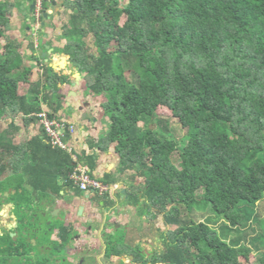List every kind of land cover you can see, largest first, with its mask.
<instances>
[{"label":"trees","instance_id":"1","mask_svg":"<svg viewBox=\"0 0 264 264\" xmlns=\"http://www.w3.org/2000/svg\"><path fill=\"white\" fill-rule=\"evenodd\" d=\"M53 1L61 9L48 15L58 23L53 21L46 44L69 57L84 93L101 98L109 121L96 147L113 148L119 173L97 181L121 180L129 205L142 199L140 214H161L165 225L175 226L162 238L163 251L138 255L140 264H264V251L253 255L247 244L229 243L194 217V208L204 204L233 227L258 221L264 197V0H51L44 10ZM21 6V0H0V44L6 39L0 45V180L8 176L15 181L9 186L27 184L61 196L75 186L76 163L47 144L37 115L44 111L57 119L68 94L64 87L71 89L74 80L35 55L33 41L28 57L24 41L9 36L16 9H26ZM166 119L187 131L184 149ZM33 123L39 132L23 137ZM78 159L95 179V155ZM257 240L264 246V234Z\"/></svg>","mask_w":264,"mask_h":264},{"label":"flooded vegetation","instance_id":"2","mask_svg":"<svg viewBox=\"0 0 264 264\" xmlns=\"http://www.w3.org/2000/svg\"><path fill=\"white\" fill-rule=\"evenodd\" d=\"M38 23L28 28V36L42 28L41 20ZM71 190V196H66L67 192L57 196L30 186L0 188V264H140L138 255L143 253L139 244H132L127 234L112 238L125 229L121 219L105 210L111 207L106 200L118 193L96 192L91 202L93 216H80V208L85 207L84 190L76 185ZM57 200L67 207L74 202L77 220H65L62 227L55 226L63 219L58 220L52 207L48 211L47 207ZM122 209L118 206L113 210ZM60 215L69 218L68 208H62ZM82 218L87 219L80 221ZM65 227H71L67 234L62 232ZM127 245L134 251L126 250Z\"/></svg>","mask_w":264,"mask_h":264},{"label":"rangeland","instance_id":"3","mask_svg":"<svg viewBox=\"0 0 264 264\" xmlns=\"http://www.w3.org/2000/svg\"><path fill=\"white\" fill-rule=\"evenodd\" d=\"M22 7H25L26 9H16L14 18L12 19L11 24V30H9L7 33L9 36L17 37L19 40L24 41V46L29 45L31 43L30 36L27 35L28 28L32 27L35 22V18L32 14V12H29L31 1L30 0H21ZM54 10H51L49 12H52L56 14L60 9L61 5H57ZM27 12L25 13V11ZM44 26H41L42 28H46L49 34H52L54 32V22L58 23V20H54L53 17L51 19H45L44 20ZM38 36V35H37ZM31 40V41H30ZM6 39L3 37L1 40L0 45H5ZM34 43V41H33ZM36 44V43H35ZM34 44V45H35ZM42 54L45 53V48L40 47ZM91 49V53H92ZM27 54V53H26ZM29 57V55H27ZM27 57V58H28ZM62 57V58H61ZM25 58V59H27ZM61 58V59H60ZM66 56H63L60 54V57L53 56L51 65L57 66L60 64V62H63L64 66H66ZM34 67V69H36ZM61 68V67H60ZM63 68V67H62ZM65 71L66 69H58V71ZM77 74V73H76ZM39 78V74L35 73L33 75L32 79L37 80ZM75 82V77H74ZM81 84V82H80ZM77 90L80 89V85L75 87ZM68 88H64V92L67 93ZM71 100H73L72 97H70ZM101 102V98H99V103ZM99 105V104H98ZM159 114L161 117H169V114L165 112V110H160ZM58 120L66 121L67 118H69L68 124L70 126L76 127V129L81 133H92V124H90L89 119H85L82 116H77L70 110V107L63 105L62 110H60L57 114ZM169 120L171 127H172V134L174 137L180 141V148L184 149L187 145L186 141V135L187 131L181 128L179 124H177L176 121L171 119ZM25 137V135H23ZM73 148L75 150V155L78 157H83L84 154L81 152L80 147L77 146V144H73ZM203 194V190L198 191V196L201 198ZM141 199V198H140ZM142 202V199H141ZM141 202H139L135 206H128V202L123 201V204L127 207L126 215L122 217V223L125 229H121V231L117 232V235L112 236V238L117 239V236L120 237L125 234L127 236H130L131 243L132 244H139L141 248V252L145 254L146 256H152L153 254L161 253L164 249V242L162 238H167V234L169 231H172L175 226H169L165 225L162 219L161 214L157 218H152L151 216L142 215L141 213ZM196 206L194 208V217L204 220L208 223H210L214 228L217 229L218 233L221 236H224L229 243L237 242L239 244H247L252 249V254L255 255L258 251H264L263 244L258 241L259 236H262L264 234V197L263 199L258 202L257 205V214L259 217L254 222L251 221L250 223H247L242 226L233 227L230 225L228 220L226 218L218 216V214L215 211H212L213 209L209 206H202L200 207ZM212 209V210H211ZM121 212V211H120ZM260 220V221H259ZM248 232V233H247ZM253 261V260H252ZM252 261L247 262L248 264H252ZM253 264H257L254 263Z\"/></svg>","mask_w":264,"mask_h":264},{"label":"crops","instance_id":"4","mask_svg":"<svg viewBox=\"0 0 264 264\" xmlns=\"http://www.w3.org/2000/svg\"><path fill=\"white\" fill-rule=\"evenodd\" d=\"M54 9H57V8H53L52 7V9H49L48 11H51V10H54ZM42 26H44V24ZM49 36H51V34L48 33V31H47V29L45 27L41 28L38 31H32L31 32L30 38H31L32 41H34V44L36 43L35 44V53H34L35 55H38V56L42 57V52H41L40 46L41 45H47L46 44V40H47V38H49ZM40 40H41V43H42L41 45H40ZM37 45H38L39 48L37 47ZM49 47H51V46H49ZM51 48L54 49L53 54L47 56L46 58H42V59H48V62L49 61L52 62L53 56L60 57V53L56 52V47H51ZM24 51H25V53H27V55H30V52H29L30 50H29V47L27 45L24 46ZM65 59L67 60V68H66V70L64 72L67 75H72V79H74V77L76 75V72L74 71V69L72 68V66H71V64L69 62V57H66ZM44 63H45V60H44ZM28 64H30L31 66L36 67L34 62L30 61V62H28ZM56 70H58V69H56ZM34 71L35 72L36 71L39 72L38 68L34 69ZM34 75H35V73H34ZM80 82H81V84H79L80 85V89L77 90L74 86L71 87V89H69L67 91L68 92L67 98L63 102H64L65 106L70 107V110L72 112H74L75 115H77L76 109L78 108L79 104L80 103L84 104V109L82 110L81 114L77 115V116H82L83 117V114H87V115L92 114L91 117L87 116L85 118V119H89V121H90L89 123L93 125L92 126V133H82V132L80 133L76 129V127H74L72 125L74 127V129H75V132L73 134L69 135V137H68L69 142L72 145V147H73V144H77V146L80 147V150H81V152L84 155H95L97 167L95 169V172H94L93 176L95 177L96 180L102 178V176L104 174H106V173H113L115 176H118V173H119V171H118L119 170L118 159H117V156L114 153L113 148H109L108 151L101 152L96 147V144H97L98 140L101 137H104L105 133L107 132L108 126H109V121H108L107 117H105V116H103L101 114V111H100V108H99V105H98L99 104V98H96L94 96H86V94L84 93V89L82 88V80ZM71 91H75L77 93V97L76 98L72 97L73 100H71V98H70L71 96L69 95V93ZM66 121H69V118H67ZM39 128H40V126L37 123L36 124L33 123L28 128L24 127L23 131H22V134L23 135H26V134L35 135V134H37L39 132ZM74 152H75V150H74ZM8 178H9L8 176L4 177V179H7V181L4 180V179L0 180L1 181L0 182V188H3L5 186L6 187L9 186L8 182H11V183L15 182V181H8ZM117 184L120 186L119 192H117V193H120V194L119 195L115 194L112 199L111 198L109 199V200L113 201V205L111 207H108L105 210H107V212L110 211L111 213H113L112 217H114L115 219H119L120 220V219H122V217H124V215H126L125 213L127 211V207L123 204V201H125L126 196L121 194V189H125V185H124L123 182H121V180ZM14 186L13 187L9 186V187L10 188H15ZM24 186H28V185L24 184ZM71 188H73V187L66 186L65 189L61 191V194L64 195L67 192L68 194H66V196L73 195V192H72ZM95 194H96V192L94 190H92V189L84 191L85 207L82 210V212H79L80 216H83L84 214H88V216H93L95 209L93 208V206H91V202H92L93 199H95L94 198ZM76 206L77 205H75V203L73 202L72 204H68V207H67L63 203L62 200H57V202H53L51 204V206L47 207V211L49 209H51V207H52L53 215L55 217H57V219L58 218L59 219H63V220L57 221L55 226L62 227L63 226L62 221H65V220H67V221H72V220L75 221V219H76L75 218V213L77 211V207ZM118 206H122L123 207L121 212L119 210H116V211L113 210L114 208H116ZM128 206L130 207L131 205H128ZM62 208H68V210L70 212V217L69 218L66 219V217L64 218L63 216L60 215V211L62 210ZM114 215H116V216H114ZM60 217H62V218H60ZM85 219H87V218H82V219H80V221L81 220H85Z\"/></svg>","mask_w":264,"mask_h":264},{"label":"built area","instance_id":"5","mask_svg":"<svg viewBox=\"0 0 264 264\" xmlns=\"http://www.w3.org/2000/svg\"><path fill=\"white\" fill-rule=\"evenodd\" d=\"M51 2V0H33L35 5L32 14L35 18L36 25H38L44 5ZM38 123L44 129V133L47 138V144L52 145L55 148L61 149L72 156V159L76 163L75 169L71 175V181L82 190H94L98 194H104L106 192H118L120 186L117 183L104 184L93 179L90 175V169L81 164L78 157L75 155L74 148L69 142L68 135L75 132L73 126H70L68 122L58 120L56 118H49L46 112L42 111L37 115Z\"/></svg>","mask_w":264,"mask_h":264},{"label":"water","instance_id":"6","mask_svg":"<svg viewBox=\"0 0 264 264\" xmlns=\"http://www.w3.org/2000/svg\"><path fill=\"white\" fill-rule=\"evenodd\" d=\"M32 1H33V0H32ZM52 5H53V7H55V6L57 5V2H56V1H53ZM34 7H35V5H34V3L32 2V3H31V6H30V12L33 11ZM22 8H24V7H22ZM26 12H27V11H25V13H26ZM49 13H51V12L46 11V10H43V11H42V16H43V18H46V19H47ZM43 24H44V22H42V25H43ZM41 44H42V43H41V40H40V45H41ZM44 48H45L46 52L42 54V58H46L47 56L53 54V52H54V49H53V48L49 47L48 45H44ZM47 62H48V59H45V63H47ZM53 67H54L55 69H66V68H67V60H66V66H64L63 68L60 66V64H58L56 67H55V66H53ZM60 67H61V68H60ZM81 80H82L81 75L77 73V74L75 75V82L73 83V86H74V87L78 86V85L80 84V81H81ZM69 95H70L71 97H74V98L77 97V93H76L75 91H71V92L69 93ZM69 104H70V103H69ZM83 109H84V104H81V103H80L79 106H78V108L76 109V113H77V115H80ZM87 116L91 117L92 114H89V115H87V114H83V118H86ZM68 137H69V135H68ZM121 194H125V189H121ZM83 209H84V207L82 206V207L80 208V212H82Z\"/></svg>","mask_w":264,"mask_h":264},{"label":"bare ground","instance_id":"7","mask_svg":"<svg viewBox=\"0 0 264 264\" xmlns=\"http://www.w3.org/2000/svg\"><path fill=\"white\" fill-rule=\"evenodd\" d=\"M63 64H64L63 62H60V66H61V67H64V65H63Z\"/></svg>","mask_w":264,"mask_h":264}]
</instances>
